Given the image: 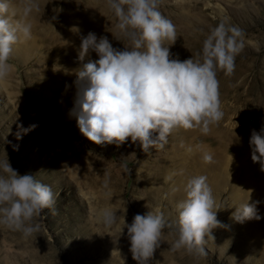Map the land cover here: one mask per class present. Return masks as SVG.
Masks as SVG:
<instances>
[{"label": "rangeland", "instance_id": "rangeland-1", "mask_svg": "<svg viewBox=\"0 0 264 264\" xmlns=\"http://www.w3.org/2000/svg\"><path fill=\"white\" fill-rule=\"evenodd\" d=\"M5 2L9 19L32 29L12 46L13 71L0 79V162L9 159L19 174L51 186L56 203L54 212L33 217L39 230L29 236L0 224V264H138L126 225L149 212L163 213L167 225L154 255L141 264H264V171L252 161L249 143L252 130L264 127V0H159L158 10L176 29V42H168L173 58L201 55L220 23L243 30L244 48L230 75L217 72L224 113L218 124L207 134L176 127L147 151L130 138L98 145L78 127L76 73L98 59L90 51L79 60L82 37L109 33L113 47L131 46L108 0H36L38 9L27 16L25 0ZM200 175L219 221L205 236L203 254L173 248L177 205L187 181ZM248 201H259L262 219L234 217ZM105 209L116 214L111 225L99 215Z\"/></svg>", "mask_w": 264, "mask_h": 264}, {"label": "clouds", "instance_id": "clouds-1", "mask_svg": "<svg viewBox=\"0 0 264 264\" xmlns=\"http://www.w3.org/2000/svg\"><path fill=\"white\" fill-rule=\"evenodd\" d=\"M119 18L118 29L130 40L123 50L113 47L106 36L90 32L82 37L78 58L84 61L90 51L98 59H89L77 70V123L81 133L98 144H123L131 139L147 151L176 127H199L207 134L223 118L218 70L231 74L235 57L243 50V30L220 23L203 42L202 54L180 60L173 58L168 42H176L173 23L158 10L159 0H108ZM38 9L36 0H25L24 14ZM32 23L9 19V4L0 0V79L13 71L8 63L21 35L30 38ZM38 125L23 129L24 133ZM19 127H23L20 125ZM158 136L153 139V133ZM19 138V137H18ZM251 158L264 171V127L252 130ZM18 150V148H17ZM211 162L210 154L204 155ZM0 224L29 236L39 230L32 226L33 217L45 209L54 212L55 193L30 174H19L9 162H0ZM107 187V181H105ZM186 198L177 205L178 239L175 250L188 252L202 247L205 236L219 225L212 189L204 175L194 176L185 186ZM246 202L236 208L234 217L262 219L257 205ZM106 225L115 222L116 214L101 210ZM167 221L163 213L135 215L127 224L130 251L141 264L148 261L160 244ZM214 239V237H212Z\"/></svg>", "mask_w": 264, "mask_h": 264}, {"label": "bare ground", "instance_id": "bare-ground-1", "mask_svg": "<svg viewBox=\"0 0 264 264\" xmlns=\"http://www.w3.org/2000/svg\"><path fill=\"white\" fill-rule=\"evenodd\" d=\"M95 32V31H94ZM104 36H106L109 40L111 39V36H112V34H109V33H107V34H103ZM96 36L99 38V37H102V34H99V33H97L96 34ZM235 75V74H234ZM225 86V85H224ZM219 164V163H218ZM217 164V165H218ZM205 166V165H204ZM206 167V166H205ZM204 169H206V168H204ZM203 169V170H204ZM208 171V170H207ZM186 192H184V194H185Z\"/></svg>", "mask_w": 264, "mask_h": 264}]
</instances>
